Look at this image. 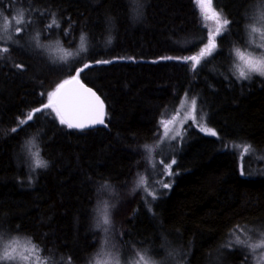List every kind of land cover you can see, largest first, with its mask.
I'll list each match as a JSON object with an SVG mask.
<instances>
[{"label":"trees","instance_id":"16d2710c","mask_svg":"<svg viewBox=\"0 0 264 264\" xmlns=\"http://www.w3.org/2000/svg\"><path fill=\"white\" fill-rule=\"evenodd\" d=\"M254 6L255 0H213L230 24L216 38L213 56L193 71L191 62L161 58L197 55L207 43L213 23L203 22L194 0H143L138 19L129 0H0L5 16L22 10L24 21L40 33V43L56 44L52 52L35 43L0 53V231L5 238L31 240L50 264H90L106 238L120 257L145 248L167 255L178 248L184 264L243 262L244 250L232 243L226 249L227 239L233 230L264 226V176L246 169L241 176L238 167L244 143L264 150V76L239 80L232 68L235 49L247 47ZM53 18L59 27L49 29ZM82 34L85 52L79 51ZM57 42L74 54L67 61L59 59ZM105 59L113 62L95 63ZM84 63L92 67L80 78L104 100L107 127L68 129L54 113H37L11 132L18 117L46 103L47 92ZM186 93L197 98V113L203 110L206 125L218 135L189 129L174 156L171 187L153 200L143 188L133 191L146 168L144 145ZM36 134L49 166L31 174L22 146ZM105 181L113 190L101 194ZM104 200L114 205L107 237L95 227V209Z\"/></svg>","mask_w":264,"mask_h":264},{"label":"snow or ice","instance_id":"6c2138e0","mask_svg":"<svg viewBox=\"0 0 264 264\" xmlns=\"http://www.w3.org/2000/svg\"><path fill=\"white\" fill-rule=\"evenodd\" d=\"M196 6L201 12L203 18L214 19L217 23V28L214 33L210 32L207 37V43L200 49L197 55L193 56H166L162 57L163 60H176L187 64L191 62L192 70L195 71L197 66L201 64V61L207 60L208 57L213 56V53L217 50V37L221 36L224 32L228 31V26L230 24L229 19L224 18L221 13H218L213 7V0H194ZM129 5L133 19H138L142 14L143 0H129ZM24 13L21 10L18 17H14L15 23L20 25L24 22ZM249 23L246 25V30L248 31L250 37H253L252 43H255V37L259 35L261 43L257 47L264 48V0H255V6L253 8L252 14L248 17ZM30 23V21H29ZM109 23L111 24V18H109ZM55 25L59 27V24L53 18L52 22L48 25L51 29ZM4 31L7 32L9 28L8 18L4 17ZM23 29L21 27L15 28V33L19 35ZM9 41L12 40V36L7 37ZM36 41V47L45 48L51 47L43 45L40 43V33H37L33 38ZM86 37L81 35L79 51L85 52L87 48L85 46ZM108 43H111V37H109ZM203 43V40H201ZM57 50L62 53L59 57L62 61H67L68 58L72 57L74 54L71 51H66L62 47H59V42H57ZM9 48L7 46L0 47V53H8ZM234 54L237 58L238 63L234 65L235 74H237V79L248 80L252 73H257L260 76H264V53L260 55H253L251 52L241 51L236 48ZM124 59V58H121ZM127 59L132 60L133 57H127ZM111 60H97L96 64H109L112 63ZM155 62V61H154ZM17 68H23V65L16 64ZM92 67L90 63H84L82 67L75 69V75L69 73V78L62 80L60 83L56 84L54 90L47 92V102L41 101L39 107H34L29 110L26 116L18 117L17 126L11 129V132L16 133L22 129L30 121H34L37 113H43L45 117L51 116L53 113L54 119L59 122L60 125L67 127L68 129L84 130L85 128L94 127L96 125H104L107 127L105 122L106 117V106L104 100L101 99L99 95L91 87L86 86L81 80V73L86 69ZM44 93H41L43 96ZM182 106L188 103V94H185ZM197 107L198 101L196 97H192L190 100L189 115L184 120L180 121L181 127L186 123L188 118L193 120V123L197 125L199 130L205 135L216 137L218 134L215 129L208 127L206 125V115L201 109L199 112V119H197ZM50 110V111H48ZM166 113H162V116ZM177 115H179V110H177ZM176 119L175 116L172 120L161 119L160 124L164 128V135L160 137V143H163L166 139H176V137H183L181 128L170 129L169 125ZM173 132V135H169ZM37 136L33 135L31 138L24 141L22 146V151H24L30 160V173L35 174L37 169L47 168L49 162L42 156L41 146L37 141ZM160 143L155 145H144L146 152L151 155L154 148H158ZM233 147L238 145L233 142ZM255 150L250 144L244 143L243 154L252 153ZM258 159H264V155L258 156ZM163 166V175L165 177L173 175L172 168L176 164V160L173 158L170 162H165L163 159L159 162ZM153 168H156V164L153 163ZM241 176L245 175L243 168V161H241ZM29 182H31V175L29 177ZM157 184L161 185L163 188H170L171 185L165 180L160 179L156 181ZM143 188L147 195L152 196V199H156L153 191H149V181L144 175H139L135 188V192L138 189ZM113 190L111 184L106 181L101 185V194L110 192ZM147 201V196L145 197ZM114 205H110L108 200H104L102 204L98 203L96 206V224L97 229H102L107 237V233L110 230L111 225V208ZM232 235L236 236L234 241L235 244H239L251 249L253 254L256 253L257 249H264V232H261L260 238L253 242L251 238L245 233L244 238L236 234V230H233ZM28 246L21 250L19 241L16 238H12L5 242V233L0 231V261H29L33 260V264H47L46 261L40 260L39 258V248L32 244L31 240L27 241ZM71 264V260H69ZM90 264H121V258L119 255V250L115 248L114 245H110L106 238L104 245L98 250V252L92 257ZM127 264V262H126ZM132 264H156V261L152 259V253L149 249H139L136 251L135 257L132 260ZM257 264H264V254L257 257Z\"/></svg>","mask_w":264,"mask_h":264},{"label":"rangeland","instance_id":"374dc122","mask_svg":"<svg viewBox=\"0 0 264 264\" xmlns=\"http://www.w3.org/2000/svg\"><path fill=\"white\" fill-rule=\"evenodd\" d=\"M198 8V7H197ZM199 10V9H198ZM21 10L17 9L15 12L13 11L10 15H6L0 11V47H14V48H20V46H22L23 44H27V45H34L36 43V41L33 39L36 34L35 31H33V27H30L27 21H24L22 24L17 25L15 23V19H13L14 17H18L19 13ZM200 12V11H199ZM201 14V12H200ZM202 16V14H201ZM4 17L8 18V23H9V28L8 31L5 32L4 31ZM24 20V18H23ZM202 20L204 23L207 22H212L213 23V31H210L212 33L215 32L216 28H217V23L214 19H207L205 20L202 16ZM16 27H21L23 29V31L17 35L15 33V28ZM52 33L54 31H51ZM11 35L12 36V40L9 41L7 39V37ZM255 43H252L253 37H250V35H248L247 37V47L244 50L241 51H245V52H251L253 55H260L262 53H264V48H260L257 47V45L259 43H261L259 35H257L255 38ZM51 40V39H50ZM48 46L50 45L51 47H46L49 52L53 51V46L56 47L55 43H49L47 44ZM238 63L237 58L235 57L234 63H233V73L235 74V68L234 65ZM254 75H259L257 73H252L251 77ZM235 76L237 77V74H235ZM185 97V96H184ZM184 97L181 99L180 103L178 104V106L176 107V109L167 117H164L163 119L166 120H172V117L175 116L176 119L169 125L170 129H175V128H181L182 133H183V137L185 136V134L187 133V131H189V129H195L197 130L200 134L204 135V136H209V135H205L203 132H201L199 130V128L197 127V125L195 123H193V120L191 118H188L186 123L183 124V126L181 127L180 121L184 120L186 117H188L189 115V107H190V100L191 98L188 97V103L183 104L182 106V101L184 99ZM177 110H179V115H177ZM197 119H199V114L197 113ZM173 132H170L169 135H173ZM164 135V128L163 126L160 124V129L156 134V137L153 139V141L151 143H149L148 145L152 146L155 145L157 143H160V137H163ZM213 137V136H210ZM183 138L181 137H176V139H166L164 140L163 143H160V146L158 148H154L153 152L151 153V155L149 156V154L146 152L145 150V157H146V165H145V169L138 174L139 175H144L146 177V179H148L149 181V191H153L155 196H158V194L164 192L165 190H167L166 188H163L161 185L157 184L156 181L163 179L165 180V182L170 183V185L173 182L174 179V171L172 168V172L173 175L171 176H167L165 177L163 175V166L159 163L162 159L165 162H170L174 156L177 154V152H179L181 150L182 144H183ZM264 155V150L259 151V150H255L252 153H248V154H243V151L240 155V158L238 160V167L239 170L241 171V161H243V168L248 170V172L251 173V175H257V176H264V159H258V156H262ZM175 159V158H174ZM153 163L156 164V168H153ZM158 171V173H157ZM245 173H247L244 170ZM137 177V179H138ZM150 196V195H148ZM152 197V196H150ZM97 215V214H96ZM248 229H244V231H241L239 229L236 230V234L240 235L241 238H244L245 233H247V235L251 238V240L253 242L257 241L260 238V234L261 232H264V226H262L261 228L258 227H247ZM12 238L15 237H6L5 238V242H7L8 240H11ZM19 241V245L21 250H23V248L27 247V239L25 238H16ZM236 239V236L234 235H230V237L227 239V247L226 249L229 248H233V246L235 247H241L244 250V256H242L241 258V253H239V256L242 260L239 261L237 264H257V257L261 254H264V249H257L256 253L253 254V252L251 251V249H249L248 247L239 245V244H235L234 241ZM230 243H232L233 246H228L230 245ZM225 250V249H224ZM228 251V250H226ZM180 255H181V250L178 248H170L169 253H167V255H163L162 254V250H158L156 253H152V259H154L156 261V264H184L183 262L180 261ZM135 256L132 255H125L120 257L121 258V264H132V260ZM39 258L40 260H44L47 262V264H50V262L46 259H44L40 252H39ZM1 263L4 264H33V260L30 259L29 261H0ZM210 264H224L221 260H215L213 263L211 262ZM232 264V263H229Z\"/></svg>","mask_w":264,"mask_h":264},{"label":"water","instance_id":"95a60500","mask_svg":"<svg viewBox=\"0 0 264 264\" xmlns=\"http://www.w3.org/2000/svg\"><path fill=\"white\" fill-rule=\"evenodd\" d=\"M75 75V74H74ZM83 82V81H82ZM84 83V82H83ZM86 86H88L87 84H86ZM88 87H90V86H88ZM93 89V88H92ZM93 91H95L94 89H93ZM96 92V91H95ZM97 93V92H96ZM97 95H99L98 93H97ZM100 96V95H99ZM102 99V98H101ZM99 126H102V125H96V126H94V127H90V128H85L84 130H90V129H94V128H97V127H99Z\"/></svg>","mask_w":264,"mask_h":264}]
</instances>
